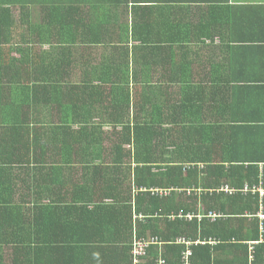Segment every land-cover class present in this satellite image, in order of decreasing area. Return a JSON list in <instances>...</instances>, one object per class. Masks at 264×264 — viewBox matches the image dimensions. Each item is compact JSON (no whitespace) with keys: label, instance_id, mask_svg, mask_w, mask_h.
Returning <instances> with one entry per match:
<instances>
[{"label":"crops","instance_id":"obj_1","mask_svg":"<svg viewBox=\"0 0 264 264\" xmlns=\"http://www.w3.org/2000/svg\"><path fill=\"white\" fill-rule=\"evenodd\" d=\"M5 6L17 26L0 38V104L18 106L10 116L0 113V125H24L31 141L38 137L45 146L23 152L0 147V172L9 171L20 189L10 201L21 205L18 243L45 252L36 264H132L135 236L144 225V235L153 231L146 223L153 218L141 212L148 203L138 200L143 192L156 196L138 187L142 164L135 154L143 151L108 147V140L97 148L49 147L61 131L111 137L112 145L121 126L129 127L131 139L133 128L144 129L151 141L157 131L165 143L146 149L155 153L144 163L152 174L156 157L195 155L178 145L190 140L187 131L204 132L191 138L202 158L264 156V0H18ZM29 26L50 31L32 34ZM23 54V66L10 67ZM34 60L41 66L29 67ZM217 102L225 104L223 111L215 110ZM217 125L258 126L226 127L221 150ZM196 166L205 178L207 164L185 168ZM259 167L257 184L216 189L249 201L258 196L262 231L264 163ZM199 207L202 219L201 200ZM259 243L248 242L250 264ZM155 245L161 263L164 245Z\"/></svg>","mask_w":264,"mask_h":264},{"label":"trees","instance_id":"obj_2","mask_svg":"<svg viewBox=\"0 0 264 264\" xmlns=\"http://www.w3.org/2000/svg\"><path fill=\"white\" fill-rule=\"evenodd\" d=\"M28 2L29 5H33L34 0H28ZM15 3H18V0H0V38L2 36L13 35L14 29H16L17 25L13 20L12 13L9 9L5 8V5ZM66 30L67 28L62 29L64 34H66ZM28 31L32 34L35 32L44 35L43 31H50V28L29 26ZM2 46L0 45V67L4 66ZM24 60L25 54L19 60H10V67L19 68L23 66ZM41 62V60L30 61L29 67H40ZM217 95L219 96V93ZM222 96L225 98V93ZM223 105L225 104L217 102L215 110L219 107V111H223L225 108ZM14 106H18V101H13L11 105L6 107L1 103L0 113L4 116H10L12 114V107ZM244 126L257 128L258 125L215 126L214 129L217 132L215 130L212 131L217 133L218 148H221V150L225 149L226 143L224 137L226 127L237 132V129H243ZM111 127L115 128L116 125ZM26 130L27 128L24 125H0V147L5 149L16 148L19 149L18 152L20 150L23 152L24 148L30 149V147H36L35 149H37L45 146L40 143L38 137H36V141H31L32 133ZM127 130H129L128 126H121V135L116 138L118 143L115 145H112L113 139L111 137L104 139L103 137L91 134L87 138V136L83 137L84 134L69 135L61 131L59 135L52 137L49 147L64 149L71 147L97 148L104 147L103 143L108 140V147L114 146L115 148L129 144L135 149L143 151V155H140V153L135 154L137 163L142 164V168L138 170V172L140 171L138 187L169 192L167 195L155 192L156 196L151 195L152 192H150L151 194L143 192L138 196L139 201H147L148 203V210H142L141 212L144 213V218H153L146 220V223H151L148 227L153 229V231L151 236L144 235L146 234L144 232L147 231V226L144 225V232H139L135 238H159V242L150 246L147 257L143 259V261H146V264H160V261L157 263L160 257V250L158 247H153L155 244V246H159L160 241L164 245L161 257L165 263L183 264L182 253L185 251L186 245L178 243V239L180 238L193 242L191 246L193 253L191 256L192 264H250L248 242L254 241H261V243L254 246L252 264H264V222L261 231L259 219L255 217L260 212L258 196H250L251 199L249 201L248 198L239 195L229 196L223 192L217 193L218 189H216L223 185H228L230 188L239 190L246 184H250L251 186L257 184L260 172L259 166L260 163H264V156L250 155L247 157L249 161H240V157L237 156H223L217 159V161L211 159V157H207V155L202 158L201 156H197V149L199 151L200 149L194 146V140L191 142V138L195 139L196 133L201 135L204 132L197 130V132H194L195 135L193 131H187L183 135L186 136V139L190 138V140L188 139L185 143L182 142L178 145L185 146L188 151H192L195 155H182L181 157L176 155L171 157V159L156 157L154 165L157 170L152 174L153 167H147L144 163L153 157L155 153L147 155L146 152L148 150L146 149L161 147L165 143H163V138H161L163 135L155 131L153 140L151 141L144 134V129H140L143 130L140 131L139 128H133L131 139V135ZM19 131L23 138L17 135ZM209 135L211 136V134ZM196 143L199 142L196 140ZM191 146H194L196 151ZM30 158L35 157L28 156L24 159H26V162L28 161L29 165L34 164L30 162ZM1 161H4V159ZM201 162L207 164L205 178L200 177V171L197 166L190 169L185 168L186 164L197 165ZM20 163L22 161H14L11 164ZM11 176L9 171L2 170L0 172V264H36L37 258L40 257L39 253L45 252L40 249L35 250L33 246L21 245L17 241V234L23 235L20 232L22 229V224H20L21 205L10 201L13 200L11 196L20 189L12 182ZM179 190L182 192L178 193L177 191ZM194 190H202L201 195L197 194ZM4 194L8 198H3L2 195ZM200 200L204 206V211L202 210L204 217L202 219L199 218L201 215ZM180 212H182L183 217H180ZM189 215L191 218L188 217ZM210 215L215 217V220H212ZM251 216L253 217V221L248 223L246 220ZM243 242L246 244H243ZM9 247L12 250H7Z\"/></svg>","mask_w":264,"mask_h":264},{"label":"built area","instance_id":"obj_3","mask_svg":"<svg viewBox=\"0 0 264 264\" xmlns=\"http://www.w3.org/2000/svg\"><path fill=\"white\" fill-rule=\"evenodd\" d=\"M156 193L161 195H167L168 191H156ZM191 218V216H189ZM262 218H264V214L262 215ZM159 238L158 237H150V238H135L132 244V264H142L143 259L147 257L148 250L151 245L154 243H158ZM178 242L180 244L186 245V251L183 253V264H190V258L192 256V249L191 246L193 245V242L188 241L184 238L178 239ZM160 264H164V261H161Z\"/></svg>","mask_w":264,"mask_h":264}]
</instances>
